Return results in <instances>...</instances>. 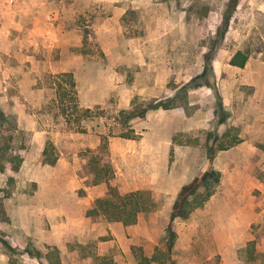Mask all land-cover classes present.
<instances>
[{"label":"rangeland","instance_id":"1","mask_svg":"<svg viewBox=\"0 0 264 264\" xmlns=\"http://www.w3.org/2000/svg\"><path fill=\"white\" fill-rule=\"evenodd\" d=\"M65 1L77 33L69 44L28 41L14 28L1 43L19 57L0 70V264H94L102 255L136 264L164 248L168 224L176 239L163 264H264V90L254 88L264 85V0H141L150 18L129 9L99 25L104 10ZM238 49L250 70L228 64ZM171 97L175 108L127 123L119 115ZM128 129L134 138L119 136ZM100 165L111 177L93 184ZM210 167L220 173L213 195L169 223L180 188ZM109 187L149 190L154 207L132 225L86 217Z\"/></svg>","mask_w":264,"mask_h":264},{"label":"trees","instance_id":"2","mask_svg":"<svg viewBox=\"0 0 264 264\" xmlns=\"http://www.w3.org/2000/svg\"><path fill=\"white\" fill-rule=\"evenodd\" d=\"M236 2V1H235ZM233 2V3H235ZM229 20V16L226 13L222 17L221 25L222 27H226ZM221 29H217V34ZM217 39H214L213 42L216 44ZM205 61L209 62L212 59V52L207 53L205 56ZM247 60V54L244 51L237 50L228 60V64L232 66H236L242 68ZM62 77H64L66 86L70 88L72 92L71 102L74 107H77V99H76V90L75 84L73 81V76L71 72L61 73ZM177 105L173 104V97L169 99H152L146 102L144 105L139 107H134V109L125 111L120 110L119 115L124 123L132 120L133 118L143 117L144 114L149 110L156 109H171L175 108ZM68 107H64L63 104L60 105V113L65 115ZM88 112V109L85 111ZM5 116L3 112L0 110V121H3ZM224 119L222 117L218 118L216 124L223 123ZM210 134V133H208ZM227 133H224V135ZM212 136V134H210ZM119 136L124 138H134L132 135V129H128L126 133H120ZM214 136V135H213ZM222 137V135H221ZM214 143L217 142V135L214 136ZM237 140L233 139V141L229 145H222L221 142H218L216 146L217 150H224L228 146H232L236 143ZM2 146H0V151L2 150ZM213 148H208V157H213ZM47 148H44L42 151V155H46ZM12 162L11 160H8ZM56 161V157L48 161V164H53ZM95 158L91 157L89 163L92 164L95 162ZM13 171H16L18 168L17 163H12L11 166ZM4 168L0 167V171ZM103 170V173H102ZM104 165H100L97 169L96 173L93 175V184H97L99 182H106L111 177V173L104 174ZM103 174V175H102ZM220 179L219 171L209 168L206 172H204L200 177H195L188 184L183 185L172 205L171 212L169 214V223H171L174 219H186L189 214L197 208L203 206V204L207 201V199L213 195L214 188L218 184ZM154 207V201L152 200V196L149 190H135L130 191L124 194H120L114 187H109L108 192L104 197L96 198L92 205L85 211L86 217H103L108 221H117L121 222L123 225H132L136 222L137 216L140 213H145L150 211ZM261 229L264 231V222L262 224ZM176 239V235L174 231L168 224L166 228V236L164 248L159 249L155 248V250L149 256H145L140 254L138 256V260L136 264H153V263H167L171 261V249L174 245ZM32 257L37 258L36 255H31ZM94 264H115L112 258L108 255L95 256ZM56 264V263H53ZM217 264V263H215Z\"/></svg>","mask_w":264,"mask_h":264},{"label":"crops","instance_id":"3","mask_svg":"<svg viewBox=\"0 0 264 264\" xmlns=\"http://www.w3.org/2000/svg\"><path fill=\"white\" fill-rule=\"evenodd\" d=\"M82 2H84V10H88V6L90 5H96L97 8L104 10V15L102 14L97 16L96 25H99L103 19L115 20L118 18V15L121 16L129 9L140 12L141 9L144 8L143 10L145 11V16L147 14V18H150V14L147 9L148 5L147 3L141 2V0H82ZM72 8V3H67L65 0H0V70L2 69L1 66H3L5 70L8 68V66L4 63V61L6 62L7 57H19V54H12L10 50L3 49L1 45V43H7V41L10 40L8 35H10L11 28L20 30L22 33L25 32L26 34H23V36L24 38H27L28 41L32 40L40 42L55 40L53 42H57L56 46L59 47L65 46L67 43L69 44L71 36L77 35L75 28H69L71 26L75 27L73 23L75 20L74 10L71 11ZM108 10L113 12V14L106 13ZM106 31L109 32L108 29H104L103 32L105 33ZM235 52H233L232 55ZM68 53L70 55V51L62 50L60 55H68ZM26 57L30 59L32 58L29 55ZM72 57L75 58V55ZM249 58L250 57L247 55V60L244 66L240 68L241 70H250L247 69ZM230 66L233 68H239L232 65ZM260 68L263 69L264 67L261 66ZM250 80L251 82L249 81L248 84L254 86L257 85L253 79L252 70ZM261 86L254 87L255 95L258 94V90H264V87ZM248 128H250V126ZM42 134L43 133L41 132H36L34 137L39 139L42 137ZM169 147L170 140L168 137V148ZM232 218L233 217H230L231 220ZM248 223L250 224V222ZM236 228H239L236 233L241 232V227Z\"/></svg>","mask_w":264,"mask_h":264}]
</instances>
